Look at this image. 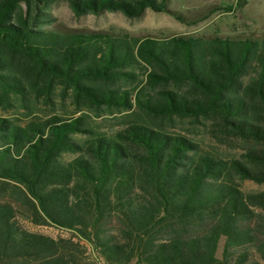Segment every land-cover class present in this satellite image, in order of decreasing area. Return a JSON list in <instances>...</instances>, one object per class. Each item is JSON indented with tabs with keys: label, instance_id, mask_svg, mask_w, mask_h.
I'll return each instance as SVG.
<instances>
[{
	"label": "trees",
	"instance_id": "trees-1",
	"mask_svg": "<svg viewBox=\"0 0 264 264\" xmlns=\"http://www.w3.org/2000/svg\"><path fill=\"white\" fill-rule=\"evenodd\" d=\"M53 1L0 0V105L59 89L76 111L141 115L112 132L87 126L85 114L24 126L0 116V264H97L81 241L104 264H263L264 189L245 192L239 181L264 185V36L62 29L51 25ZM65 1L75 15L169 11L167 0ZM138 65L152 93L132 98L121 83ZM174 116L210 119L250 146L225 160L157 122ZM18 206L71 235L27 230Z\"/></svg>",
	"mask_w": 264,
	"mask_h": 264
},
{
	"label": "rangeland",
	"instance_id": "rangeland-1",
	"mask_svg": "<svg viewBox=\"0 0 264 264\" xmlns=\"http://www.w3.org/2000/svg\"><path fill=\"white\" fill-rule=\"evenodd\" d=\"M169 11H153L146 9L139 17L129 18L120 11H103L98 14L85 13L75 15L65 0H54L48 9L51 25L62 29L107 31L116 34L127 33L138 37L166 39L176 35L195 36H264V0H167ZM181 16V19L176 17ZM134 77L128 82H122L121 87L132 90L134 95L146 86V74L149 71L143 65L134 69ZM152 93L145 87L143 93ZM86 115L87 126L102 132H112L126 125L128 119L141 115L133 106L129 110H109L107 108L90 109L83 107L75 110L70 95H61L59 89L51 94L50 100L42 96L35 97L26 94L23 99L15 96L10 98V104L0 105V116L24 126L32 120H46L53 115L69 117L70 115ZM157 122L170 132L181 133L194 139L202 148L217 156L229 160L240 159L243 152L250 146L237 137L226 132L213 129L210 119L191 120L174 116L170 120ZM73 155L66 154L64 159ZM241 190L259 191L263 184L251 180L239 181ZM16 217L21 225L29 231L43 233L52 237L69 236L71 232L53 225L35 224L21 215L22 208L17 207ZM109 233L118 234L119 225L115 220L106 224ZM207 225L195 228L203 231ZM224 239L218 243L217 255H220ZM86 254L97 264L104 261L97 257L96 251L84 241ZM252 257L257 258L253 246L248 248ZM264 264V260H260Z\"/></svg>",
	"mask_w": 264,
	"mask_h": 264
}]
</instances>
